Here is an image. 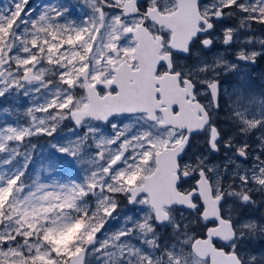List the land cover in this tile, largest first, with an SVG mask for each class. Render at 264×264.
<instances>
[{
	"label": "snow or ice",
	"instance_id": "snow-or-ice-1",
	"mask_svg": "<svg viewBox=\"0 0 264 264\" xmlns=\"http://www.w3.org/2000/svg\"><path fill=\"white\" fill-rule=\"evenodd\" d=\"M253 25L264 0L0 6V264H264Z\"/></svg>",
	"mask_w": 264,
	"mask_h": 264
},
{
	"label": "rangeland",
	"instance_id": "rangeland-1",
	"mask_svg": "<svg viewBox=\"0 0 264 264\" xmlns=\"http://www.w3.org/2000/svg\"><path fill=\"white\" fill-rule=\"evenodd\" d=\"M55 1L56 2H54V3L58 2V0H55ZM59 2L65 4L66 6H68L70 8L71 12L74 13V15H72L73 18L78 17L82 12V0H59ZM54 3H49L46 0H44V1L43 0H28V7L36 9L37 11H39L42 6H44L46 4H54ZM7 4H8V0H0V6H6ZM228 23H229V25H235L237 23V21L231 20V21H228ZM253 28L256 29L255 34L258 36L261 35V33H264V29H261L260 27H258V25H253ZM232 47H233L232 50H228L227 46H225L219 42L216 45V47L213 48L211 52H207L206 55L211 57L215 53L220 52V53H225L229 59H232V56L230 55V51L235 52L237 46L233 45ZM258 58L261 59V57H258ZM245 72L248 73V75H249V79L251 81L252 88L257 93H259L260 91H264V63H262L261 66L258 68H253L252 65H248L245 68ZM235 82H236V77L232 76V75H228L225 77L224 86L229 87L230 85L234 84ZM21 102L24 103L25 106H27L26 99H25V101H21ZM11 103H12L11 98H9V100H7V101L0 98V107L9 106ZM71 127H72V122L65 121L64 125L61 129V132H67L68 129H70ZM36 138H41V139L36 140ZM51 140H52V138H49L46 136H37V137L32 138V143L36 144L38 146L43 145V146H45V148H47V145ZM202 143H203V137L202 136H196L193 138V144L194 145L199 146ZM38 154H39V148H38ZM45 155H47V152H45ZM220 157H222V156H218L215 158L216 162H219ZM35 167L37 169H39V167H40L39 161H37ZM256 198L258 200L260 199L259 197H256ZM119 211L121 213H123V198H120V209H119ZM261 211H264V208H262ZM257 215H259V213H257ZM116 227H119V225L112 223L110 226V230H114ZM251 247L254 248L257 253L264 252V240L257 239L255 241H253Z\"/></svg>",
	"mask_w": 264,
	"mask_h": 264
},
{
	"label": "flooded vegetation",
	"instance_id": "flooded-vegetation-1",
	"mask_svg": "<svg viewBox=\"0 0 264 264\" xmlns=\"http://www.w3.org/2000/svg\"><path fill=\"white\" fill-rule=\"evenodd\" d=\"M50 1V0H49ZM52 1V0H51ZM219 42H217L218 44ZM226 46V45H225ZM228 50H232L233 47L229 48L227 46ZM234 51H230V55L232 56V59H234ZM262 64V61L260 58H257V61L255 62L253 68H258L260 67ZM221 115H223V113H221ZM218 156H223V152H221L220 154H218ZM217 156V157H218ZM134 210L131 208L130 205H127V202L123 200V213L124 214H131Z\"/></svg>",
	"mask_w": 264,
	"mask_h": 264
},
{
	"label": "trees",
	"instance_id": "trees-1",
	"mask_svg": "<svg viewBox=\"0 0 264 264\" xmlns=\"http://www.w3.org/2000/svg\"><path fill=\"white\" fill-rule=\"evenodd\" d=\"M257 27V26H256ZM259 27V26H258ZM262 62L264 63V57H262Z\"/></svg>",
	"mask_w": 264,
	"mask_h": 264
}]
</instances>
